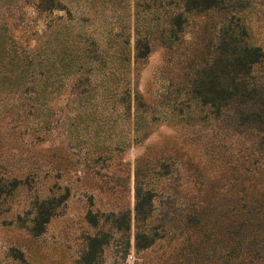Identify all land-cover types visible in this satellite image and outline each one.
<instances>
[{
	"label": "rangeland",
	"instance_id": "1",
	"mask_svg": "<svg viewBox=\"0 0 264 264\" xmlns=\"http://www.w3.org/2000/svg\"><path fill=\"white\" fill-rule=\"evenodd\" d=\"M136 1L54 0V8L50 0H0V264H85L91 248L103 253L94 264H238L258 248L264 264V227L240 247L232 209L224 216L235 152L222 149L221 124L206 118L209 109L194 93L222 15L187 16L175 39L174 6L165 4L151 52L137 59ZM250 21L264 47V4ZM69 45L85 63L82 72L64 75L58 60V76L44 66L27 94L12 91L14 48L61 54ZM139 168L138 184L154 205L144 227L164 236L145 251L135 247ZM43 201L55 214L36 236L32 222ZM193 214L198 230L190 224L183 245L178 221ZM121 215L130 230H120ZM97 236L106 244L93 247ZM183 248L188 262L176 256Z\"/></svg>",
	"mask_w": 264,
	"mask_h": 264
},
{
	"label": "trees",
	"instance_id": "2",
	"mask_svg": "<svg viewBox=\"0 0 264 264\" xmlns=\"http://www.w3.org/2000/svg\"><path fill=\"white\" fill-rule=\"evenodd\" d=\"M50 1L51 6L59 8L54 0ZM165 4L174 6L168 24L172 38L175 39H178V34L184 31V25L188 21L187 16L207 15L213 12L222 15V23L218 28V44L211 53L209 52L211 48L208 49L209 60L205 64L207 69L198 76L194 93L201 100L202 105L209 109L206 118L219 121L221 124L220 129L224 136L222 149L230 145L229 149L235 152V154L230 153L232 154L230 157L235 158L233 163H236L231 176L234 194L230 198L223 197V202L225 207L228 206L227 210L224 208L225 218V213H229V208L232 209L229 220L237 226L236 235L241 247L247 238L250 240V237L261 234L264 227V47L254 41L251 21L249 22V14L254 13L259 4H264V0H137L135 22L137 59H143L151 52L150 38L153 33L151 31L155 29L159 31L162 18L160 12ZM4 42L1 37L0 43L4 44ZM0 54L1 60L5 58L6 51L2 45ZM76 55L77 52L71 45L61 54L52 50L43 53L14 48L10 54L12 91L21 92L22 95L27 94L28 82L46 74L43 71L44 66L48 68L47 74L58 76L56 70L60 65L58 60L60 63L62 61L65 63L64 75L74 76L82 72L85 63ZM136 104L138 114L142 104L139 101ZM222 154L225 156L224 153ZM139 176L140 168L136 175L135 247L138 251H145L164 236L154 235L144 227L154 212V205L151 192H145L138 184ZM51 204L50 201H43L36 207L37 217L33 220L31 228V232L36 236L44 232L45 226L55 214ZM121 218L124 223L120 230H130V219L127 215H121ZM178 222L182 223V234L179 238L183 241V245H187L192 235L185 236V233L190 231L189 226L194 225V222L197 231L200 219L193 214L188 216L186 221ZM100 239L98 236L90 239L91 245L96 248L105 245L106 243ZM258 244L254 242L247 251L251 254L254 250L253 246ZM197 247L201 249L200 246ZM258 250L259 248L256 256L250 257L252 260L248 259L247 262L241 260L238 264H263V258L259 256ZM102 254L101 251L91 248L84 257L85 264H94L95 258ZM176 256L184 259L183 262H188L187 249L183 248ZM254 259L257 261L254 262ZM199 262L195 259L196 264ZM178 264L183 263L178 259Z\"/></svg>",
	"mask_w": 264,
	"mask_h": 264
}]
</instances>
